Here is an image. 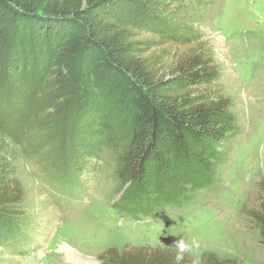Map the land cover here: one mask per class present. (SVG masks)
<instances>
[{
    "label": "rangeland",
    "instance_id": "rangeland-1",
    "mask_svg": "<svg viewBox=\"0 0 264 264\" xmlns=\"http://www.w3.org/2000/svg\"><path fill=\"white\" fill-rule=\"evenodd\" d=\"M165 1L181 18L126 19L137 22L147 50L204 47L218 66L215 88L232 99L237 123L213 182L149 217L124 211L118 171L130 138L127 93L87 78L86 58L72 64L66 89L43 70L22 64L5 75L0 67V180L22 191L16 215H0V264H102L109 249L148 248L155 238L171 246L180 236L199 256L264 264L249 214L264 179V0Z\"/></svg>",
    "mask_w": 264,
    "mask_h": 264
},
{
    "label": "trees",
    "instance_id": "trees-1",
    "mask_svg": "<svg viewBox=\"0 0 264 264\" xmlns=\"http://www.w3.org/2000/svg\"><path fill=\"white\" fill-rule=\"evenodd\" d=\"M165 0H0V67L43 70L69 87L72 64L86 58L87 78L95 74L130 106V138L119 161L124 190L120 208L149 217L178 204L194 188L213 182L223 146L236 126L232 99L216 91L219 68L204 47L147 50L132 13L152 20L179 19ZM0 74H3L0 71ZM111 82V83H109ZM100 86V85H99ZM262 200L249 212L264 243ZM22 191L0 180V215L15 216ZM168 246L109 249L102 264H174ZM201 264H242L203 251ZM183 264H190L186 254Z\"/></svg>",
    "mask_w": 264,
    "mask_h": 264
},
{
    "label": "clouds",
    "instance_id": "clouds-1",
    "mask_svg": "<svg viewBox=\"0 0 264 264\" xmlns=\"http://www.w3.org/2000/svg\"><path fill=\"white\" fill-rule=\"evenodd\" d=\"M163 245L164 244L159 238L154 239L153 247ZM168 247L175 249L174 264H183L186 254L190 258V264H201L199 255L193 253L192 242L184 236H180L178 239L174 240L173 245Z\"/></svg>",
    "mask_w": 264,
    "mask_h": 264
}]
</instances>
